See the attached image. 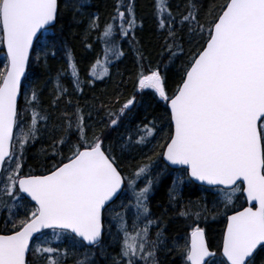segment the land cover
I'll list each match as a JSON object with an SVG mask.
<instances>
[{"label":"snow or ice","instance_id":"obj_1","mask_svg":"<svg viewBox=\"0 0 264 264\" xmlns=\"http://www.w3.org/2000/svg\"><path fill=\"white\" fill-rule=\"evenodd\" d=\"M82 2L0 0V264H101L98 256L109 257L106 235L119 246L111 264H161L162 250L175 252L181 264H264V0H183L182 6L153 0L164 67L181 61L171 86L159 63L145 68L146 57L134 49V94L87 111L66 99L63 75L75 92L83 88L72 50L61 41L66 67L51 106L65 101L71 111L53 120L29 87V69L50 50L56 54L57 24L67 9L75 19ZM138 27L134 0H113L103 22L90 16L84 47L92 48L88 38L96 32L104 67L96 72L98 57L88 83L104 79L107 65L124 56L120 39L135 41ZM136 93L151 95L163 112L129 126ZM41 122L49 138L41 154L51 164L25 170ZM121 127L124 133L113 141L108 133ZM133 151L142 158L125 174ZM166 177L172 205L193 184L214 196L211 208L191 202L180 208L189 223L183 242L171 245L149 208ZM209 215L223 217L218 238L200 226ZM112 221L115 236L106 228Z\"/></svg>","mask_w":264,"mask_h":264},{"label":"trees","instance_id":"obj_2","mask_svg":"<svg viewBox=\"0 0 264 264\" xmlns=\"http://www.w3.org/2000/svg\"><path fill=\"white\" fill-rule=\"evenodd\" d=\"M112 2L113 0H83L79 13L75 15V19H73V11L71 9L65 10L56 28V37L58 40V50H56V54L53 56L50 50L46 59L42 55L40 62L31 64L29 69V87H34L37 90L40 109L51 113L53 120H56L62 111H71V107L67 105L65 101H61L56 108L51 106L53 91L56 87V85H53V82L56 81L58 73H63L66 67L63 48L60 45L61 41L63 45H66L67 48L72 50L78 67L79 77L82 81L81 87L83 88L82 92H75V86L70 83L71 77L63 75L61 77V83L64 87H67L69 91V95L66 99H71L73 106L78 102L79 106L85 111H87V106L93 103L96 104L97 107H99L101 102L113 105L117 97L120 102L123 103L134 94L136 74L139 71L137 52L134 51V49H139L143 56L146 57L143 61L145 68L149 66L155 67L157 63H159L162 73H166L169 78L170 86L172 80L175 78L181 61L178 59L174 64H168L166 69L164 67L168 61L166 54L163 58L159 55L163 45V36L158 32L154 23L152 9L153 0H134L138 25L141 22L143 23V27H138L135 32L136 40L130 41V38H121L119 43L124 51V56L120 59H113L112 63L107 65L109 71L108 74L104 76V79L94 80L93 83H88V81L92 79V77L89 76L91 65L98 57L102 61L99 67L101 69L104 67L103 45L97 41V33L93 32L88 38V42L92 44V48L86 49L83 42L85 30L88 27L89 19L92 14L100 15L101 22H103L111 11ZM171 2L173 5H183V0H171ZM212 2L213 0H206V4H211ZM216 2H219V0H216ZM77 21L79 22L77 23ZM185 47H187V45H185ZM33 55L35 56V53H33ZM48 87L50 88L48 89ZM30 96L31 92H29V97ZM136 100L138 103L130 116V121H126V123H129V126L144 121L146 117L148 120H151L163 112L162 105L158 104L151 95L136 93ZM20 103H24L23 98H21ZM114 106L119 107V105ZM40 126L42 129L41 138L37 140L36 143L27 147L25 170L28 169V166H31V168L38 171H43L45 167L51 164L50 157L41 154L42 149L46 150L48 148L49 138L48 132L43 130V122H41ZM123 133L124 127H121L116 131L108 133V135L113 141H116ZM145 151H147V149H145ZM117 154L119 155V152ZM141 158L142 153L139 151H133L130 156L126 155V164L128 167L125 168V174L131 169H134L137 161H140ZM160 166L162 167V163ZM170 184L171 180L166 177L149 200V208L152 213L151 218L157 220L160 227H164V235L168 245H171L174 240H178L182 243L186 235L185 229L189 221L178 214L180 208L188 206L189 202H191L194 208H202L205 205L211 208L214 199L213 193L202 190L200 186L193 184L183 187L177 198L178 202L172 205L169 203L168 199V187ZM119 203L120 202L117 201V204ZM239 203L240 202H238L237 206H239ZM116 210L121 211L119 208ZM132 211H134V209ZM131 218V212H129V224H131ZM200 226L205 227L209 234L218 238L224 227L223 217L213 219L212 216L209 215L206 220L202 219L200 221ZM108 227L111 228V232L113 236H115L117 232L116 221H112L111 225H108L106 222V228ZM157 230V225H153V239L155 238L154 234ZM106 245H108L109 257L104 259L98 256L97 258L100 259L101 264H111L110 257L119 251V246L113 242L112 237L107 235ZM157 255L161 264H181L180 257L175 252H166L162 250L159 251ZM69 264H72L71 260Z\"/></svg>","mask_w":264,"mask_h":264},{"label":"rangeland","instance_id":"obj_3","mask_svg":"<svg viewBox=\"0 0 264 264\" xmlns=\"http://www.w3.org/2000/svg\"><path fill=\"white\" fill-rule=\"evenodd\" d=\"M103 71V68L101 69L99 66L96 68V72L99 74L100 72H102ZM54 82H56V81H54ZM53 82V85L55 86L56 85V83H54ZM50 87H48V89H49ZM18 131V130H17Z\"/></svg>","mask_w":264,"mask_h":264}]
</instances>
